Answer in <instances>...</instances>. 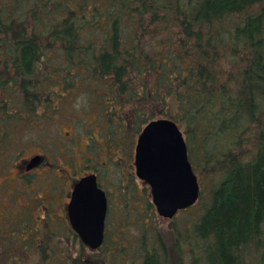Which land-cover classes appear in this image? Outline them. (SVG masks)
<instances>
[{
	"label": "trees",
	"instance_id": "16d2710c",
	"mask_svg": "<svg viewBox=\"0 0 264 264\" xmlns=\"http://www.w3.org/2000/svg\"><path fill=\"white\" fill-rule=\"evenodd\" d=\"M68 112V145L46 142ZM156 120L214 180L182 224L135 174ZM27 139L41 163L9 177ZM85 175L107 191L97 250L65 214ZM0 177V264H264V0H0Z\"/></svg>",
	"mask_w": 264,
	"mask_h": 264
},
{
	"label": "water",
	"instance_id": "95a60500",
	"mask_svg": "<svg viewBox=\"0 0 264 264\" xmlns=\"http://www.w3.org/2000/svg\"><path fill=\"white\" fill-rule=\"evenodd\" d=\"M41 157L30 160L26 170L38 166ZM135 174L150 191L151 203L165 219L194 206L200 196L197 178L188 160L184 136L170 120L147 124L135 147ZM105 193L97 187L95 176L80 179L73 187L66 207L71 230L90 250L104 241Z\"/></svg>",
	"mask_w": 264,
	"mask_h": 264
},
{
	"label": "rangeland",
	"instance_id": "374dc122",
	"mask_svg": "<svg viewBox=\"0 0 264 264\" xmlns=\"http://www.w3.org/2000/svg\"><path fill=\"white\" fill-rule=\"evenodd\" d=\"M73 97L72 96L67 97L68 98L67 100L72 99L71 103H73L74 102ZM76 99H78L79 105L81 103H83V99L81 97H77ZM71 110H72V113H74V109L71 108ZM67 116H69V119H66L65 117H61V118H59L58 121L55 122V124L57 123V125L60 124V128H57L55 125H53L50 128H46L44 130V132L46 133V137H45V141L47 140L46 142H48L49 139H52V140L57 139L58 141L57 140L56 141H57V143H59V145L57 144L58 146L64 147V146L68 145V144H66L68 141V138L74 134L73 133V126H72V124H74V119L71 118L72 114L70 112L67 113ZM89 123L93 124L92 119L87 121V123L85 125L86 127L82 125L83 129L88 130V128L91 127V125H88ZM38 135L40 138H44V136L41 135L40 133ZM82 141H83V144L86 142V136H85V140L83 139ZM35 142L36 141H32L31 139H27L28 146L26 148V152L22 155V159H21L22 161L19 163L20 165H18V167H15L11 170V174L9 175V177H16L17 175H19L22 172V170H24V167L30 162V160L32 158L36 157L35 155H37L40 152V149L42 147L40 145L36 146ZM45 144H48V143H45ZM72 148H73V152L77 156L78 148L74 147L73 145H72ZM189 162H190V160H189ZM197 163H198L197 160H196L194 165L192 162H190L192 170H193V168L197 167V165H198ZM193 172L197 178L199 188L201 191L200 202L206 203L208 200V197H209L211 183H213L214 180H212L210 176L207 177L204 173H202V171L198 172L195 169V171H193ZM2 179L0 177V183L3 181ZM215 181H217V180H215ZM141 183H142V186H144L147 189V191L149 192L148 186L143 182H141ZM202 206L203 205H201V203H196L194 206L190 207L189 209L180 211L178 213V215H176V219H175L176 222L182 224V223H185V222H188V221L195 219L201 213L200 211H201ZM43 215L44 214L42 212H39V211H36L34 214V216L38 219H41L43 217Z\"/></svg>",
	"mask_w": 264,
	"mask_h": 264
},
{
	"label": "flooded vegetation",
	"instance_id": "af4514ba",
	"mask_svg": "<svg viewBox=\"0 0 264 264\" xmlns=\"http://www.w3.org/2000/svg\"><path fill=\"white\" fill-rule=\"evenodd\" d=\"M35 156H36V155H35ZM40 163H41V160H40ZM40 163L38 164V166L40 165ZM27 165H28V164H27ZM27 165L24 167V170H25L26 172H30V171H33V170H35L36 168H38V166H37V167H35V168L31 169V170H26ZM85 176H87V175H85ZM85 176H82L81 178L77 177V178H76L77 180H76V181L73 183V185L71 186L70 193H69V196L67 197V202H66V204H65V214H66V220H67V222H68V219H67L66 207H67V205H68V203H69L70 195H71L72 189H73L74 185H75L80 179L85 178ZM91 176H92V175H91ZM94 176H95V175H94ZM95 179H96V176H95ZM96 184H97V181H96ZM97 187L105 193L106 204H107V209H108L107 191L103 188V186H101V185H99V184H97ZM107 209H106L105 221H106V217H107ZM104 233H105V226H104Z\"/></svg>",
	"mask_w": 264,
	"mask_h": 264
}]
</instances>
